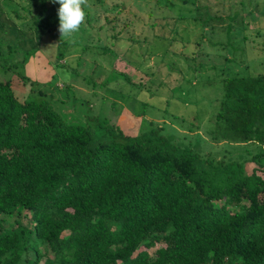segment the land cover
Wrapping results in <instances>:
<instances>
[{"label":"trees","instance_id":"trees-1","mask_svg":"<svg viewBox=\"0 0 264 264\" xmlns=\"http://www.w3.org/2000/svg\"><path fill=\"white\" fill-rule=\"evenodd\" d=\"M46 1L27 18L15 0H0V24L12 12L19 27L10 30L59 24V4ZM251 1L204 0V14L232 28L255 14ZM220 81L211 137L264 145V72ZM63 88L65 96L53 88L21 100L0 81V264L33 252L25 264H264V178L245 166L264 149L248 158L200 154L162 127L131 133L99 122L96 133L94 116L77 115L85 101L72 84Z\"/></svg>","mask_w":264,"mask_h":264},{"label":"rangeland","instance_id":"rangeland-1","mask_svg":"<svg viewBox=\"0 0 264 264\" xmlns=\"http://www.w3.org/2000/svg\"><path fill=\"white\" fill-rule=\"evenodd\" d=\"M15 1L27 18L44 6V0H37L26 10L24 0ZM263 3L251 1L248 9L255 14L228 28V19L220 26L217 13L204 14V0H106L103 6L89 5L85 11L90 9L91 18L86 16L77 33L62 39L59 24L10 30L19 18L14 12L12 18L4 14L0 81H10L21 100H39L53 88L65 96L63 86L72 84L85 101L77 115L94 116L96 133L102 128L99 122L131 133L162 127L175 143L200 154L248 158L264 145L216 142L210 130L224 75L264 72ZM70 106L64 110L72 113ZM245 166L247 173L256 167L264 178V155ZM46 259L40 264H49Z\"/></svg>","mask_w":264,"mask_h":264},{"label":"clouds","instance_id":"clouds-1","mask_svg":"<svg viewBox=\"0 0 264 264\" xmlns=\"http://www.w3.org/2000/svg\"><path fill=\"white\" fill-rule=\"evenodd\" d=\"M52 2L59 4L57 15L61 39L73 36L86 22L85 9L89 7L88 0H52Z\"/></svg>","mask_w":264,"mask_h":264}]
</instances>
